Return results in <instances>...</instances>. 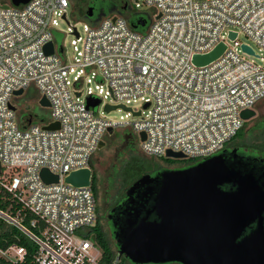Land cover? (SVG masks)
<instances>
[{
    "label": "built area",
    "instance_id": "1",
    "mask_svg": "<svg viewBox=\"0 0 264 264\" xmlns=\"http://www.w3.org/2000/svg\"><path fill=\"white\" fill-rule=\"evenodd\" d=\"M135 3L136 9L156 10L145 32L114 16L84 25V35L67 20L70 0L0 3V222L33 247H0L8 262L23 264L31 257L33 264H104L90 237L98 220L95 192L65 178L90 167L110 129L132 131L147 157L181 153L197 164L220 154L239 134L244 111L264 115V0ZM60 20L69 24L71 51L55 41ZM230 33L237 38L231 40ZM241 35L254 47L241 42ZM49 43L51 55L45 52ZM220 43L227 49L218 60L204 67L193 63L195 55ZM31 86L49 101L51 123L36 124L14 103ZM89 99L100 104L89 107ZM137 102L140 109L133 106ZM106 105L131 108L115 111L132 119H106ZM52 124L59 128L44 129ZM43 169L58 175L59 183L46 184Z\"/></svg>",
    "mask_w": 264,
    "mask_h": 264
},
{
    "label": "water",
    "instance_id": "2",
    "mask_svg": "<svg viewBox=\"0 0 264 264\" xmlns=\"http://www.w3.org/2000/svg\"><path fill=\"white\" fill-rule=\"evenodd\" d=\"M30 0H11L23 5ZM98 1V0H95ZM89 17L93 16L90 11ZM145 27V22L138 23ZM236 33H230L235 40ZM227 45L220 43L212 52L195 55L193 63L207 66L218 60ZM243 50L251 55L254 51L244 45ZM47 55L54 53V44L45 47ZM24 93L15 92L16 96ZM80 96L81 94H77ZM41 107L49 108L46 97L39 100ZM100 104L88 100L89 107ZM12 109L15 108L12 106ZM106 113L117 109L132 111L123 105L105 106ZM141 113H135L139 116ZM242 118L249 122L257 113L247 110ZM59 124L44 127L56 130ZM113 134V130H109ZM145 140L144 133L140 135ZM106 143L101 142L99 148ZM169 158L183 160L181 153L168 152ZM46 184L59 183L58 175L48 169L41 171ZM93 170L89 168L71 172L65 182L78 188L92 186ZM160 181L152 204L142 208L126 209L120 223H113V235L118 247L119 258L125 257L133 264H264V189L252 173L243 174L226 164L223 153L185 169L165 170L156 177L146 175L128 191V198L139 186ZM224 185L236 189L225 190ZM147 203V201H146ZM115 210L112 212L114 213ZM256 229L245 235L248 228Z\"/></svg>",
    "mask_w": 264,
    "mask_h": 264
},
{
    "label": "rangeland",
    "instance_id": "3",
    "mask_svg": "<svg viewBox=\"0 0 264 264\" xmlns=\"http://www.w3.org/2000/svg\"><path fill=\"white\" fill-rule=\"evenodd\" d=\"M78 7L73 8L72 4L74 1L70 0V8L68 13L67 20L71 25H75L78 30L84 35V25H99L105 18L114 17V16H125V17H141L147 21V26L145 28H141L142 30H147L155 19L156 10L148 7H144L141 9L135 8V0H124L125 3L128 4L127 10H124L123 7L116 6L113 1L114 0H102L101 5L98 6L97 13L94 17H89L84 13V11L79 9L80 4H86L88 0H76ZM1 4L11 3V0H0ZM123 6V5H122ZM60 32L54 34L55 41L57 44H64L67 50H72V40L73 37L69 35V24L66 20H60L59 26L57 28ZM240 41L250 46L254 47L253 43L245 38L243 35L240 36ZM249 61H253L256 64H262V62L255 58L254 56H247L242 54ZM41 94L40 91L35 87L31 86L28 88L25 93L20 98V103L14 102L18 110L21 114H30L35 123L39 125H46L52 122L51 119V111L49 108L41 107L39 104ZM142 102H137L133 104L136 109H140L142 107ZM103 112V106L100 108V113ZM260 115V114H259ZM258 115L257 118L260 116ZM103 116L111 121H120L121 117L124 120H131L132 118L126 117L125 112L123 111H114L111 113H104ZM264 116V115H263ZM253 119L247 122L246 128V136H249V131L257 126V123ZM131 134H134L129 129H119L115 130L112 135L107 134L104 137V142L106 143L105 147L98 150L97 153L92 157V161L94 163V171L98 178V194H97V218L99 217V221L102 224L104 230L107 233L110 244L114 250L116 249V240L113 236L112 230L114 229L110 227L107 215L109 210L112 208L115 197L123 194L125 187L121 186V178L115 177V166L119 164L121 155L123 152L122 146L124 143L121 142L124 138L127 139ZM261 131H256L254 133L255 137H261ZM135 135V134H134ZM136 142L140 148V139L137 135L134 136ZM240 142H245L249 147H255L261 144V141L256 140V138L247 137L246 140L239 139ZM233 142V141H232ZM231 144V143H228ZM227 144V145H228ZM147 157V156H146ZM147 161L150 164V169H155L156 167H178L186 164L189 161H183L173 158H154L147 157ZM119 257V256H118ZM125 258V257H124ZM126 259V258H125ZM128 260V259H127ZM126 262V260H122Z\"/></svg>",
    "mask_w": 264,
    "mask_h": 264
},
{
    "label": "trees",
    "instance_id": "4",
    "mask_svg": "<svg viewBox=\"0 0 264 264\" xmlns=\"http://www.w3.org/2000/svg\"><path fill=\"white\" fill-rule=\"evenodd\" d=\"M76 1V0H72ZM125 17V16H124ZM128 20L129 25L137 32H145L146 30H142L141 28H145L140 26L138 23L141 21L145 22L147 26V21L144 20L141 17H125ZM92 26H98V25H92ZM257 123V126L252 128L249 132V136H246V128H247V122L244 126V128L239 132V134L232 140L235 139H241L246 140L247 137L249 138H256V140L261 141V144L258 146L251 147L252 149H259L261 151H264V116H260L255 120ZM256 131H261V137H255L254 133ZM129 138L123 140L121 142H125V145L122 146L123 152L121 155V160L118 165L115 166V177L121 178V186L126 187L128 184H130L135 178L140 176L142 173L146 172L150 169V164L147 161V157L140 151V148L136 142L135 135L131 134ZM230 141V143L232 142ZM245 147H249L247 143L244 142ZM250 148V147H249ZM183 161H189V160H183ZM194 163L193 161H189ZM195 164V163H194ZM90 168L93 170V180H92V188L95 192V195L97 197L98 194V178L96 176V173L94 171V163L91 160L90 162ZM1 208H4L5 206L0 204ZM98 220L96 222V225L91 228V235L90 237L92 240L100 247V249L103 252V263L104 264H114V261L119 259L120 264H133L129 260L125 259L124 257L119 258L118 256V247L116 244V249L114 250L113 247L110 244L109 238L107 236L106 231L104 230L102 224ZM17 244L19 246H23L28 248L30 251H32L33 247L31 242L23 236L21 233H19L18 230L15 228L8 226L7 224L0 222V247L2 249H7L9 246ZM122 260H126V262H123ZM7 264H15L8 262ZM23 264H33L31 257H28L26 262Z\"/></svg>",
    "mask_w": 264,
    "mask_h": 264
},
{
    "label": "flooded vegetation",
    "instance_id": "5",
    "mask_svg": "<svg viewBox=\"0 0 264 264\" xmlns=\"http://www.w3.org/2000/svg\"><path fill=\"white\" fill-rule=\"evenodd\" d=\"M101 1L102 0H88L85 5L83 3H79V9L84 11L86 15H88L89 12L92 11V17H94L97 13L98 6L101 5ZM113 3L116 6L123 7L124 10H127L128 8V4L125 3L124 0H114ZM72 6L73 8L78 7L77 1L73 2ZM125 143L126 141L124 142V145ZM221 153H223L227 165L240 171L243 174L252 173L258 180L261 187L264 189V151L245 147L244 142H240L239 139H235L233 142H231V144L226 145ZM193 165L195 164L192 162H186V164L178 167H156L155 169L147 170L146 172L135 178L130 184L125 187L123 194L119 196L117 195L115 197L114 204L107 215V220L111 229L113 228L114 222L120 223V221L125 219L124 213H126V209L130 210L133 207L130 204V201H133L134 206L138 208H142L144 204L146 205V207L151 206L154 193L158 190L160 181L139 186L138 189H136V191L132 194L131 200L127 196L129 189L142 177L146 175L156 177L165 170L185 169ZM223 189L229 191L232 189L235 190L236 187L232 185H224ZM114 210L115 212L112 213ZM256 227V224H253L250 228L247 229L245 235L251 234L256 229ZM4 260L5 259L0 257V264H7V262H5Z\"/></svg>",
    "mask_w": 264,
    "mask_h": 264
}]
</instances>
